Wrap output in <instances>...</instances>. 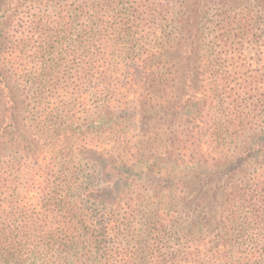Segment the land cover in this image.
Instances as JSON below:
<instances>
[{"label":"rangeland","instance_id":"obj_1","mask_svg":"<svg viewBox=\"0 0 264 264\" xmlns=\"http://www.w3.org/2000/svg\"><path fill=\"white\" fill-rule=\"evenodd\" d=\"M76 1H11L20 5L8 21L13 35L7 45L14 60L11 73H43L35 62L42 63L44 58L46 74L53 75L48 77V81L53 78L50 85L67 75L73 77L71 64L64 59L78 57L81 35L86 38L92 32H84L82 24L69 15L62 22L58 16ZM198 1L130 0L134 6L147 3L152 12L161 6L162 15L170 21L158 17L154 22L144 19L120 28L95 29L84 51L95 60H107L106 75L112 86L108 88L103 84L106 80L94 77L93 84L83 88L82 98L74 84L54 91L48 88L56 116L54 130L74 137L65 144L61 136V147L43 148L53 161L52 190H43L47 181L26 190L12 184L0 198L6 208L24 198L29 216L25 220L45 223L51 217L56 232L69 246L49 252L46 248L37 264H186L183 256L187 253L215 250L211 241L221 231L217 228L220 220L228 214L206 195L219 193L224 184H207L205 178L198 183L190 180L197 159H193L191 147L194 142L217 140L218 145H231L230 155L241 156V147L264 137V86L249 85L253 78H264V0ZM196 2L201 21L198 33L194 32L200 37L199 56L193 54L192 30L171 21ZM35 14L49 20L44 27L45 42L40 45L43 40L37 36L23 45L26 36L35 31L31 22ZM141 17L148 18L147 14ZM230 20L237 22L233 29L226 26ZM162 59L164 63H160ZM196 60L199 63L194 64ZM13 77L18 101L25 103L20 124L28 132L31 121L27 110L34 105V94L29 92L30 86L25 90L19 77ZM96 84L100 85L97 89ZM193 97V108L181 101ZM104 116L106 120H102ZM235 119L243 120L244 126H237L240 122L235 124ZM29 132L39 138L36 132ZM6 147L7 143L0 146V158L10 154ZM217 149L211 157L224 154L221 147ZM258 150L241 157L248 159V163L242 162L248 164L245 170L249 174L264 165V154ZM73 173L72 198L65 199L60 179ZM91 193L96 196L89 197ZM51 197L76 207L77 216L71 220L82 230L72 237L60 233L56 223L61 220L60 210L57 218L55 214L48 217L45 211ZM33 221L21 222L26 227L21 232L32 235L38 228L32 227ZM231 228L228 225L223 232L233 234ZM36 236L31 249L43 239L40 232ZM113 250L120 256L111 258Z\"/></svg>","mask_w":264,"mask_h":264},{"label":"trees","instance_id":"obj_2","mask_svg":"<svg viewBox=\"0 0 264 264\" xmlns=\"http://www.w3.org/2000/svg\"><path fill=\"white\" fill-rule=\"evenodd\" d=\"M11 1L13 0H0V146H4L7 143L9 147L5 149L10 151V154L0 158V198L4 193V188L12 184H18L26 190L27 186L32 187V184L38 182L45 184L47 181V185L43 190H52L50 176L53 161H51L52 158L50 160L47 158V153H43V148H46V145L61 147L62 143L59 138L62 134L59 133V130H54L53 122L56 116L53 115L55 111L52 107L53 103L47 97L48 88L50 87L49 90L54 91L62 85L68 88L74 84L80 93V98H82L84 96L83 88L88 84L89 86L92 85L94 77H102L107 81L102 82L106 87L110 88L112 86V83L108 82V76L106 75L108 70L106 65L107 60L103 58L95 60V58L89 57L84 51L88 44H90L88 39L94 38L93 34H95V29L108 30L120 28L122 25L138 23L144 21V19L148 22H154L155 18L158 17L163 22L170 21L169 17L162 15L164 9L161 6L152 12V9H149L147 3L134 6L135 4L129 3L130 0H77L71 5L67 4L63 9V13L58 16V18H61L59 21L67 20L69 15V17H72L73 22L78 21L82 24L84 32L87 34L88 32H92L93 34L91 33L86 38L83 34L81 35L79 48L82 50V53L78 57L71 61L64 59L66 63L71 64L70 69L74 71L72 73L73 77L67 75L50 85L53 78L48 81V77H53V75L46 74L45 68L47 66L44 58H42V63L40 61L35 62V66H40L39 68L43 73L34 72L18 76V74L14 75L10 72L11 67L14 66V60L10 56L13 54L7 50V45L12 42L8 41V38L11 36L13 38L12 31L8 29V21L11 18V12L20 7V5H13ZM30 2L35 4L38 0H30ZM198 2L194 3L191 9L187 7V12L176 14V17L171 18V21L177 23L178 27L185 30H192V36H194L193 54L197 56H199L200 50V37L195 34L198 33L196 31H198V26L201 24L199 19L200 11L198 10L200 5ZM141 14H147L148 18H142ZM174 14L173 12L171 15L174 16ZM34 16L37 15L35 14ZM31 22L36 25L34 28L35 31H33V35L26 36V41H23V45L26 42H31L37 36L39 39L45 38L44 27L49 22L48 18L44 17V15L41 17L37 16ZM235 22L230 20L226 23V26L233 29L232 25L237 24ZM38 29H41L40 33H38ZM42 40L43 42L40 45L45 42L44 39ZM44 50L45 47L41 49L39 54ZM164 60L162 59L160 63H164ZM197 63H199V60L194 61V64ZM135 64L138 63L135 61ZM181 68L185 70L187 66L183 63ZM13 76L19 77L26 86V91L29 90L28 88L30 86L29 92L34 94V105L30 108L31 110H27V113L30 116L28 121H31L29 130L36 132L39 137L38 139L36 135L32 137L29 130L27 132L21 127L20 118L23 112L21 111L23 109L21 106L25 105V103L18 101L17 96L19 93H16ZM73 78H75V81L71 83ZM249 85H255L256 87L264 86V78H253L249 82ZM94 87L97 89L100 85L96 84ZM181 101H184V105L189 108H193L195 105L194 97L187 101L184 99ZM187 107L185 108L187 109ZM105 114L107 115L109 113L106 112ZM102 120H106L105 116ZM237 121L240 122L237 126H244L243 120L235 119L234 123L236 124ZM232 123L233 121H230V124ZM62 137H64L65 144L74 138ZM42 141L45 143L43 146ZM218 144L217 140L210 141L206 144L192 143L191 148L195 155L193 159H197L193 164V172H191L192 178L190 180L198 183L199 181L203 182L205 178L208 179L207 184L217 182L224 184L219 193L213 196L206 195V197L210 200L214 199L218 205L226 208L228 216L222 217L220 220L221 223L217 226L218 230L221 231L214 238V241H211L213 244L215 243V250L206 251V253H203V251L187 253L185 255L186 257L183 256V259L186 264H264V165L261 169L249 174L245 170L248 165L246 164L248 163V159L241 158L242 155L257 148H259L258 152L264 154V137L262 139H256L250 145L244 144L245 146L241 147V150L238 151L241 156L230 155L231 149L229 147L231 145ZM217 146L222 148L224 154L221 153L219 157L215 158L211 157L215 154V149L218 151ZM4 158L7 160L5 161ZM242 160L246 163L243 164ZM75 175L74 173L70 174V176L62 175L60 179V183L64 188L63 191L66 193L65 199L72 198L70 194L73 191V184L71 185V183ZM147 175L149 174L147 173ZM129 191L130 193L132 192L131 190ZM94 196H96L94 193L89 195V197ZM49 200L45 210L47 214L49 213L48 217L54 216L55 214L57 218L59 209L61 220L56 223L59 224L58 228L61 230L60 233L72 237L74 232L79 229L74 225L76 222L71 220L77 216L76 207L71 206V204L68 205L65 200L56 201L52 197ZM23 202L24 198L21 201L16 200L14 201L15 206L7 205L6 208L5 203L0 199V264H27L29 260L33 261V264H37L36 261L46 248H48L47 251L49 252L55 248L58 250L62 247H69L56 232L58 229L54 227L56 224L51 223V217L45 223L32 220V224H34L32 227L35 228V226H38L32 235L21 232L22 229L26 228L21 225V222L25 223L24 225L32 222L25 220L28 213L25 211ZM2 217H5V222L3 223L1 222ZM68 220L71 221L67 223ZM38 223L42 226L36 225ZM7 224L9 227H5ZM228 225L232 227L233 234L229 231L223 232V230L228 228ZM258 229L261 230L260 234L256 232ZM36 232H40L43 239L31 249V245H34L37 241ZM109 253H111V258L113 256H120V253L117 255L118 250H113Z\"/></svg>","mask_w":264,"mask_h":264}]
</instances>
